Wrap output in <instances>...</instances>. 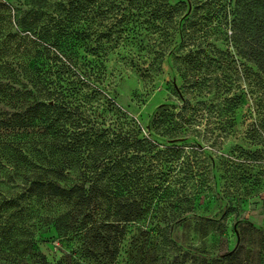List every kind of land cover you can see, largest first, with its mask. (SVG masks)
I'll return each mask as SVG.
<instances>
[{"label":"trees","instance_id":"16d2710c","mask_svg":"<svg viewBox=\"0 0 264 264\" xmlns=\"http://www.w3.org/2000/svg\"><path fill=\"white\" fill-rule=\"evenodd\" d=\"M10 1L0 0V264H117L125 241L126 264H156L158 238L175 247L180 227L222 244L207 213L227 199L218 175L250 188L259 161L225 159L223 137L239 119L254 121L241 137H264V0ZM167 59L181 84L145 133L118 83L129 70L153 84ZM48 242L55 262L40 250Z\"/></svg>","mask_w":264,"mask_h":264},{"label":"rangeland","instance_id":"374dc122","mask_svg":"<svg viewBox=\"0 0 264 264\" xmlns=\"http://www.w3.org/2000/svg\"><path fill=\"white\" fill-rule=\"evenodd\" d=\"M10 2L14 3L13 0ZM175 83L180 85L181 80L170 59L166 60L162 72L153 84L147 85L128 70L118 83L117 102L142 125L145 133H148L147 129L158 108L169 103ZM243 108L240 116L247 115V112L253 109L252 103L245 104ZM253 122L250 120L243 123L242 119H239L236 136L223 137L226 143H224L222 156L225 159L239 164L253 161L252 159L255 158H259V161L251 172L253 184L250 188L243 185L241 181L236 184L227 181L228 173L224 171L218 175L221 177L218 191L227 199L212 200L208 205L207 213L212 218L216 217V221L220 223V226L216 224L211 229L219 228L218 233L221 234L222 244L218 243L219 237L213 233L200 239L194 227L188 229L180 227L173 233L175 247L163 249L160 246L162 240L158 238L156 264H205L199 260L195 262V255L200 257L198 259L205 258L207 255L209 259H212L217 253L229 252L233 253L229 259L214 264H264V137H241L247 132L248 125ZM190 141L193 142V140ZM239 173L240 176L242 171L239 170ZM232 194L239 199L234 207L229 202ZM57 243L48 242L39 245L40 250L50 262L60 258V252L56 248ZM124 245L117 264H126L128 261V242L125 241Z\"/></svg>","mask_w":264,"mask_h":264}]
</instances>
